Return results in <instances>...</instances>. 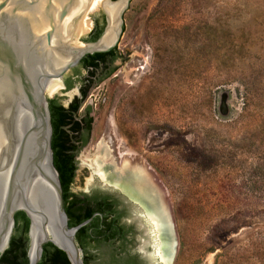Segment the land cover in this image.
<instances>
[{
    "label": "rangeland",
    "instance_id": "1",
    "mask_svg": "<svg viewBox=\"0 0 264 264\" xmlns=\"http://www.w3.org/2000/svg\"><path fill=\"white\" fill-rule=\"evenodd\" d=\"M88 16L103 25L101 6ZM123 19L114 71L79 111L91 107L92 128L71 191L108 192L89 166L101 142L115 167L131 152L165 189L174 264H264V0H135ZM77 74L50 84V99L65 106L78 95ZM140 225L132 247L144 255ZM118 249L89 247L98 264Z\"/></svg>",
    "mask_w": 264,
    "mask_h": 264
},
{
    "label": "water",
    "instance_id": "2",
    "mask_svg": "<svg viewBox=\"0 0 264 264\" xmlns=\"http://www.w3.org/2000/svg\"><path fill=\"white\" fill-rule=\"evenodd\" d=\"M85 1L0 0V255L15 231V214L22 211L29 220L28 238L32 223L33 264L40 261L46 243L64 251L70 264H84L75 235L90 219L74 227L68 224L63 190L53 163L47 83L53 78L62 81L79 70L74 67L86 55L109 52L115 47L117 51L123 33V14L135 0H106L109 5L122 2L112 20L101 7L105 24L99 37L83 42V48L66 43L65 49L57 50L52 46L57 20L61 23L68 12ZM95 175L92 172L91 180ZM99 181L108 192H118L135 206V214L149 237L143 243L150 245V252L144 247L142 250L157 262L155 250L163 232L158 236L148 217L154 213L152 204L133 189L128 192L122 186ZM26 186L31 217L24 204ZM159 195L169 202L165 189ZM168 206V230L173 241L170 264H174L178 236Z\"/></svg>",
    "mask_w": 264,
    "mask_h": 264
},
{
    "label": "trees",
    "instance_id": "3",
    "mask_svg": "<svg viewBox=\"0 0 264 264\" xmlns=\"http://www.w3.org/2000/svg\"><path fill=\"white\" fill-rule=\"evenodd\" d=\"M103 27L93 28L86 41L96 40ZM107 56H111V61L120 58L116 47L109 52L94 53L83 57L81 66L88 72L85 80H88L89 83L82 89L80 97L76 98L67 107L58 103L55 98L49 99L53 129L51 139L53 163L59 174L65 211L69 218V227L77 226L90 219L87 224L78 229L75 235V239L83 251L89 250L90 246L115 244L123 246L125 238L131 232L129 227L120 224L121 218L127 214L126 206L123 205L120 195L94 190L88 196L86 194H75L70 189L76 172V153L81 146L88 142L89 132L92 128V117H89L86 120L87 132L82 144L78 146L79 139L85 133L83 131L85 125L83 121L85 120L78 116V112L87 98L90 88L110 76L114 71V68L107 70L97 78L93 85L91 84L94 75L101 73L102 66H104L103 62ZM66 87L69 88L70 84ZM88 112H91L90 106L86 108V113ZM28 228L29 220L26 215L22 211L17 212L15 214V231L10 238L7 249L0 255V264H29V257L27 256L29 248ZM118 252L113 253L111 258L113 264H140L124 262L122 258L117 256ZM83 260L85 261L84 256ZM38 264H70V262L64 251L51 243H46L43 246L42 256Z\"/></svg>",
    "mask_w": 264,
    "mask_h": 264
},
{
    "label": "bare ground",
    "instance_id": "4",
    "mask_svg": "<svg viewBox=\"0 0 264 264\" xmlns=\"http://www.w3.org/2000/svg\"><path fill=\"white\" fill-rule=\"evenodd\" d=\"M121 2L122 1H118L113 5H109L106 3V0H86L68 12L61 23L57 20L52 46L57 50L62 51L67 47L66 43H68L72 37L77 34L88 33L92 28V21L90 20L88 14L93 10L96 11L99 6L104 7L108 11L112 20ZM104 36L98 43L102 42ZM73 45L79 48H83L85 46L83 41L79 44ZM58 80L60 81L59 78L51 79L47 83V87L50 84H57ZM93 155L94 158L90 161L89 166L93 168L94 173L101 181L104 183L114 184L116 186H122V189L128 192H133V189L135 192L147 199L150 205L152 204L154 213L148 214V217L152 222L153 228L158 232L157 235L159 236V234L161 235L163 232L161 241L156 245L155 253L159 257L161 264H170V257L173 253V241L168 230V224L170 223L168 205L170 204L166 198L159 195V193L164 190V187L161 186L154 170L150 168L142 158L128 151L120 154V164L118 167H115L112 162L108 163L106 161L108 156L106 144L104 145L102 142L97 146ZM23 193L24 196H22L25 197L24 204L30 215L27 186L25 187ZM46 234H49L48 230ZM29 239L30 245L28 257L30 264H33L35 246L32 223ZM205 264H208V262Z\"/></svg>",
    "mask_w": 264,
    "mask_h": 264
},
{
    "label": "flooded vegetation",
    "instance_id": "5",
    "mask_svg": "<svg viewBox=\"0 0 264 264\" xmlns=\"http://www.w3.org/2000/svg\"><path fill=\"white\" fill-rule=\"evenodd\" d=\"M103 16V25H101V23L99 21H97L96 19L93 20V26H92V29L95 28H99L100 26H104L105 24V18H104V15L102 14ZM89 38V36L87 37V39ZM117 60V59H116ZM114 63H115V60L114 61H111V56H107V58L104 60L103 64L104 66H102V71L100 74H95L94 77H93V81H92V85L97 81V78L99 76H101V74L103 75L104 72H107V70L109 69H112L114 68ZM82 68L81 66V61L79 62V64L77 66H75L74 68ZM104 67V68H103ZM72 68V69H74ZM84 71H85V75H75V80L78 81L79 83V93L78 95H75V97H73V99L71 101H69L67 103V105H65V107H67L71 102H73L76 98H79L80 95H81V91L82 89L84 88V86H86L89 82L88 80H85L87 75H88V72L86 69L82 68ZM85 80V81H84ZM84 81V83H83ZM64 84H65V87L70 84V82L68 81H64ZM84 84V85H83ZM67 88V87H66ZM92 88V87H91ZM90 88V89H91ZM86 100V99H85ZM84 100V102H85ZM83 102V103H84ZM83 103L79 109V111L81 110V108L83 107ZM88 106L84 107V111L82 114H79L78 112V116L80 118H82L85 125L83 127V131L85 132L82 136H81V139H79L78 141V146L82 144L83 142V139H84V136L87 132V124H86V120L89 118V117H92L91 116V112H88L86 113V108ZM91 133V131L89 132ZM115 193V192H114ZM118 195H120L118 192H116ZM121 196V199L123 200V205L126 206V209H127V214L124 215L121 220H120V224L122 225H125L126 227H129L130 228V233L127 235V237L125 238V243H123L121 246L120 244H117L119 246V249L116 250V251H119L117 253V256L119 258H122V260L124 262H127V263H131V262H136V263H140V264H157V262H159L161 264V261L159 259V257L157 258V262H153L152 258L149 256L148 253H145L144 255L141 254L140 252L136 251L133 249L132 245L134 244V241H135V233L137 231V226H136V222H140L139 218L136 216L135 214V206L128 200L126 199L125 197H123L122 195ZM126 216H130V219L128 218V220L125 218ZM141 226V225H140ZM122 249V251H121ZM83 251V250H82ZM83 256L85 258V261L83 260V263L84 264H98V260L94 258V255L89 251H83ZM83 256H82V259H83ZM175 261V259H174Z\"/></svg>",
    "mask_w": 264,
    "mask_h": 264
}]
</instances>
